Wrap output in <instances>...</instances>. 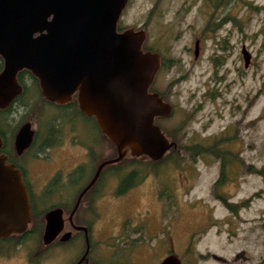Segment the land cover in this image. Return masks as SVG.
<instances>
[{
	"label": "rangeland",
	"instance_id": "1",
	"mask_svg": "<svg viewBox=\"0 0 264 264\" xmlns=\"http://www.w3.org/2000/svg\"><path fill=\"white\" fill-rule=\"evenodd\" d=\"M118 25L144 30V49L160 55L151 88L172 111L156 123L177 145L156 163L127 149L119 163L103 170L96 192L102 201L96 200L93 212L99 214L93 225L97 239L123 233V219L137 215L145 221L143 264H155L169 252L182 264H230L241 251L247 259L235 264H264V0H128ZM243 47L250 55L247 67ZM35 93H30L33 99L22 100L27 108L35 104L34 114L19 107L12 111L11 122L29 121L40 137H48L45 149L26 157L35 192H41L39 183L52 171L60 169L66 176L83 162L88 181L100 162L116 157L114 145L99 133L93 119L44 102L43 109L35 110L41 101L34 100ZM217 136L226 138L228 149H222L231 161L226 179L215 187L220 160L188 159L179 146ZM32 154L49 157L37 160ZM122 179L124 185H134L116 195ZM66 191L71 192V185ZM34 197L43 209L40 199L45 195ZM38 240L9 249L7 254L17 257L8 264H22L26 246ZM44 259L59 264L56 257Z\"/></svg>",
	"mask_w": 264,
	"mask_h": 264
},
{
	"label": "water",
	"instance_id": "2",
	"mask_svg": "<svg viewBox=\"0 0 264 264\" xmlns=\"http://www.w3.org/2000/svg\"><path fill=\"white\" fill-rule=\"evenodd\" d=\"M127 1L0 0V108L21 93L17 74L28 70L45 99L65 104L76 95L80 110L96 119L115 147L116 157L97 165L72 214L101 170L119 162L127 149L157 161L173 145L155 122L156 117L170 116L172 107L149 92L160 57L144 49V30L118 27ZM242 54L247 66L250 55L245 47ZM32 134L27 122L16 135L17 148L26 147ZM30 220L20 172L0 154V237L22 233ZM62 225L59 208L47 212L44 239L51 241ZM243 253L238 252L232 264ZM158 264H181V258L171 253Z\"/></svg>",
	"mask_w": 264,
	"mask_h": 264
},
{
	"label": "flooded vegetation",
	"instance_id": "3",
	"mask_svg": "<svg viewBox=\"0 0 264 264\" xmlns=\"http://www.w3.org/2000/svg\"><path fill=\"white\" fill-rule=\"evenodd\" d=\"M119 29L121 30L120 27ZM198 50H199V40H197L195 43V50H194L195 56L198 55ZM243 62H244V58H243ZM249 63H250V58H249V62L247 66L249 65ZM247 66H245V62H244V67H247ZM3 67H4V60L0 56V71L3 69ZM154 79L152 83L150 84L149 92L156 93L159 96V94L151 88V85L153 84ZM17 80L20 86L22 87L21 93H19L12 100V102L9 104L8 107L3 108V109L0 108V138L2 140L0 154L6 157L7 163L12 164L20 172L22 184L24 185V188L28 194L30 210H31V220L28 223L25 231H23L22 233H12L6 237H0V241L2 240L10 241L11 239L9 240V238L20 239L22 237H25L27 239H33V238L39 239L37 241L38 243L36 242L35 246L33 247L26 246L22 264H47L48 260L44 259V257H46L47 255L56 257L59 264H143L141 260V258L143 257V253L140 250L141 246L144 243L143 239L146 237V234L144 231L145 227L143 223L145 221L143 220L144 219L143 217L140 218V216L136 215V216H133L134 217L133 218L127 215L125 219H123L122 225H121L122 226L121 229L123 230V233L122 231L120 234L108 233L104 241L99 238L97 239V234L96 232H94L93 225L95 222L99 221V214L98 213L94 214L93 212L96 208L95 207L96 200L98 199L100 200V197H101L99 195H96V192L98 191L97 190L98 185L100 184V181H101L100 180L101 174L107 165L101 170L99 177L95 181V183L91 187H89V189L86 192H84L79 202V205L73 214H72V211L76 204V201L79 195L81 194L82 190L85 188V186L89 183V181L93 177L96 171V168H94L95 169L94 173L92 177L90 178V180L88 181L84 180L85 179L84 177H86V173L84 169L85 164H83V162L78 164L77 166L72 167V170L68 172L66 176L64 175L62 176L60 169L56 171H52L43 179V181L39 183L40 184L39 190H41V192L37 193L34 191V188H33L34 181H33V178L28 174L26 157L29 156V153H32L35 150H38L39 148L45 149L46 146L44 147L43 143L49 142L47 140L48 137L43 139V134H42V137H40L38 131L32 128V124L29 121L25 120L21 122L20 124L16 123L18 126L15 124L12 125L11 122L14 120L12 118L13 117L12 111L4 113V114H2L1 112L12 109L14 105L17 102L19 103V101L21 100L20 104H22V106L20 107L25 108V113L30 112L29 115L34 114L33 108L35 104L29 103V106L27 108L28 102L22 101L24 99L29 100L31 98L32 99L34 98L30 96V93L32 90L33 92L34 91L36 92L35 98L41 97V101L37 104L35 110L38 107L41 110L46 105L47 106L51 105V107L53 108L56 107L54 109H58L62 105L68 104L69 102L65 104H60V103L51 102L45 99L41 93V89H40L37 78H35L28 70L24 69L18 72ZM35 85H36V88H35ZM73 97L76 98V95H74ZM18 99L20 100L18 101ZM34 100H38V98ZM43 102L46 103V105H44ZM39 109L37 111H39ZM79 111L85 117H92V116L84 114L80 110V108H79ZM55 118H56V115L54 119ZM157 118H160V117H156L155 122ZM27 122L30 123V127L33 130L31 141L26 147L22 149H18L16 145V135L18 134L21 127ZM6 123H10L12 126L6 127ZM52 131L53 133L57 132L56 130L54 131L53 129ZM56 135L58 137L57 133ZM47 136H48V133H47ZM31 157L36 158L37 160H42L49 156H45V158H41V156L38 154H32ZM49 163L50 161L47 162V164ZM80 166H82L83 168L82 173L80 170L76 171V169ZM124 180L126 179H122L121 181H124ZM79 181L81 182L79 183ZM132 182L130 183L131 185L129 184L126 190H128L132 185H134ZM67 185H71L70 193L66 191ZM75 186H78V187L75 188ZM42 193L43 195H45L43 199H40L45 203V207L43 209L39 207L40 205L38 201L36 200V197H34L35 194L40 195ZM47 194L48 196H46ZM123 194L124 193H122V195ZM116 195L118 194L116 193ZM34 201L37 204V207L39 209L38 223L36 222L32 223V212L34 211V207H35L33 203ZM66 204H68V206ZM55 208H59L62 211L63 225H62L61 230L54 236V238L51 241L47 242L44 239V231H45V226H46V214L47 212ZM78 227H81L82 229ZM124 228L126 229L127 232H125ZM129 228H131L132 231L129 232L128 231ZM141 233H143V236ZM3 244H5L3 245L4 248L0 247V264H8L11 261H14L17 257L15 253L7 254V251L15 246L13 243H9V242H3ZM18 247H21V244L18 245L17 248ZM152 252L154 253V250H152ZM151 254L152 253L149 254L150 255L149 258H151ZM169 254L171 253L169 252L168 254H165L162 258H160L157 262H155V264H158L165 256ZM240 258H243L244 260L247 259L244 253L239 256L238 260ZM218 261L226 263L225 259L218 260ZM232 262H233V259H232ZM232 262H230V264H232ZM151 264H153V262ZM181 264H182V261H181Z\"/></svg>",
	"mask_w": 264,
	"mask_h": 264
},
{
	"label": "trees",
	"instance_id": "4",
	"mask_svg": "<svg viewBox=\"0 0 264 264\" xmlns=\"http://www.w3.org/2000/svg\"><path fill=\"white\" fill-rule=\"evenodd\" d=\"M35 88H36V85H35ZM19 100L20 99H18V101ZM20 101H19V103L17 102L12 109H10L8 111L1 112V113L4 114V113H7V112H10V111H13L14 109L19 108L20 106H22V104H20ZM49 106H51V105H49ZM58 109L72 110V111L77 112L78 114H81V112L79 111L78 104H77V101H76L75 97H73L71 102H69L68 104L62 105ZM88 118L93 119V121L95 123V126H96L97 130L99 131V133L103 137H106L105 134L101 131L100 127L98 126L96 119L94 117H88ZM162 131L165 134L167 132V131L165 132L164 129ZM171 136L174 139L173 135H171ZM108 141L110 142V144L112 143L109 139H108ZM175 145H177V144L173 143L171 149L169 150L170 152H172V150L175 149V147H174ZM223 146H224L225 149H228V147L226 146V138L217 136V137H214L212 141L197 142V143H193V144L187 143L184 146L183 145L179 146L180 147L179 150L182 151L183 153H187L189 155V156H187V158L191 159V160H195L196 158H201L202 160L203 159L206 160L208 158V156H211L213 158L219 159L220 160V177L215 183V187H216V186H219L220 184H222L223 181L226 179L225 178L226 177L225 176V170H226L227 166L229 165V163L231 161L229 156H228V151L222 149ZM165 156H163L161 159H159L157 161H154V160H151V161H153L154 163L160 162L162 159L170 156V153L166 157ZM119 162H117V163H119ZM117 163H115V164H117ZM115 164H109V165L106 166V168L107 167H109V168L113 167V165H115ZM82 169H83L82 166H80V167H78L76 169V171L80 170L81 173H82ZM125 181L126 180L120 181L119 187H117L118 189L116 190V193L118 195H121L122 193H124L125 190L127 189V187L129 186L130 183H128V185H126V184L124 185ZM218 199H221L224 202H226V198H224L222 196H218ZM33 203H34L35 207H34V211L32 212V223H35V222L38 223V219H39L38 211H39V209H38L37 204L35 203V201ZM226 205H227V203H226ZM230 208L233 210V206H231ZM9 240L10 241H8V240L0 241V247L4 248L3 245H5V244H3V242H9V243H13L14 246L17 248L18 245H20V244L22 245L23 243H26L28 239L25 238V237H22L20 239L9 238ZM6 246H8V245H6Z\"/></svg>",
	"mask_w": 264,
	"mask_h": 264
}]
</instances>
